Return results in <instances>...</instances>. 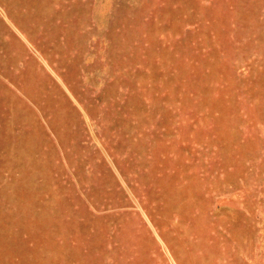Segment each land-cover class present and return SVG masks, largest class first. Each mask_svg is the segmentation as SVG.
Returning a JSON list of instances; mask_svg holds the SVG:
<instances>
[{
    "label": "rangeland",
    "instance_id": "rangeland-1",
    "mask_svg": "<svg viewBox=\"0 0 264 264\" xmlns=\"http://www.w3.org/2000/svg\"><path fill=\"white\" fill-rule=\"evenodd\" d=\"M0 264H264V0H0Z\"/></svg>",
    "mask_w": 264,
    "mask_h": 264
}]
</instances>
